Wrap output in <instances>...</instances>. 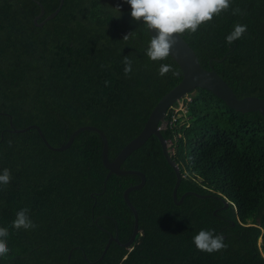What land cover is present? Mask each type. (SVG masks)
Wrapping results in <instances>:
<instances>
[{"label":"trees","instance_id":"1","mask_svg":"<svg viewBox=\"0 0 264 264\" xmlns=\"http://www.w3.org/2000/svg\"><path fill=\"white\" fill-rule=\"evenodd\" d=\"M59 1L0 0V174L11 172L10 183L0 186V227L9 231L10 250L0 264H67L71 250L69 264H264V118L202 88L186 104V122L173 121V105L161 126L182 175L177 200L188 194L175 203L176 173L150 136L121 165L146 176L129 193L140 233L130 247L113 240L100 258L110 236L130 239L134 215L123 192L140 177L112 173L104 186L108 170L96 131L83 130L56 151L35 128L12 129L36 124L60 146L76 129L96 126L113 160L182 71L171 56H146L150 33L131 17L126 0H65L54 18L34 23L38 2L41 22ZM237 7L242 15L232 14ZM236 24L247 32L229 45L225 38ZM182 37L239 98H264V0H232L228 11ZM125 56L132 60L128 75ZM161 63L177 75L160 76ZM23 208L34 229L12 227ZM202 229L222 234L227 248L197 250L193 237Z\"/></svg>","mask_w":264,"mask_h":264},{"label":"water","instance_id":"2","mask_svg":"<svg viewBox=\"0 0 264 264\" xmlns=\"http://www.w3.org/2000/svg\"><path fill=\"white\" fill-rule=\"evenodd\" d=\"M64 1L65 0H60L56 10L53 11L51 14H49L41 22H38V19L43 17V15L45 14V10L44 7L41 5V3L38 2L41 6V11L35 17L34 23L36 25L42 26L46 21L54 18L61 10ZM149 33L151 37L156 35V32L154 30L150 31ZM170 56L176 61V63L181 68L182 71L181 80L158 100L156 105L151 110L141 132L132 140H130L119 151V153L116 155V157L113 160H109L107 136L100 128L96 126L85 125L76 129L71 133L68 140L65 143L61 144L60 146L51 145L47 140V138L45 137L41 128L36 124H31L21 129L20 128L12 129V131L14 132H24L31 128H35L38 131L44 143L46 144V146L56 151H62L69 148L73 143L76 135L81 131L83 130L96 131L100 134L103 140L102 162L106 167V169L108 170L106 178L104 180V186L106 184V180L112 173L119 175L136 174L140 177L139 183L128 186L123 192L124 200L130 207L134 215V227L130 239L127 242L121 243L117 237L110 236L100 258H103L104 254L106 253L109 245L113 240L118 242L119 244H122L125 247H130L134 243L136 236L140 233V228L138 226L139 225L138 212L136 207L132 204V202L129 199V193L133 190L141 189L146 183V176L140 170L123 169L121 165L125 161V159L132 152H134L139 147H141L150 136L155 135L159 139L162 147L163 155L167 160V162L169 163V165L174 169L176 173V182L173 187V199L175 203L176 204L182 203L185 196L188 194V192L184 193L180 197V199L177 200V190L182 175L180 173L178 164L169 153L168 142L163 135L162 127H161L163 123H166V119H165L166 113L171 106H173L177 101L181 100L185 95L191 93L194 89L202 88L213 93L219 99L223 100L228 107L234 110H237L242 113L257 111L264 118V98L252 96V95L239 98L237 94L233 91V89L229 86V84L213 68L207 69L201 66L196 52L182 36L178 37V43L174 47ZM10 124L11 126H13L12 117H10ZM194 194L199 197H204V198L207 197V195H200L197 193ZM225 204H226L225 207H227L228 202ZM71 253L72 250L68 254L67 264L70 263Z\"/></svg>","mask_w":264,"mask_h":264},{"label":"clouds","instance_id":"3","mask_svg":"<svg viewBox=\"0 0 264 264\" xmlns=\"http://www.w3.org/2000/svg\"><path fill=\"white\" fill-rule=\"evenodd\" d=\"M131 6V17L135 21H141L144 31L149 33L155 31L146 49V56L151 61H164L172 53L178 43V37L185 32L194 34L202 24L209 23L215 16L220 15L230 9L232 0H126ZM119 11V7L115 8ZM233 15H242L241 9H232ZM119 17V16H118ZM117 17V18H118ZM247 32V25L236 24L234 30L226 36V42L231 45L234 41L241 39ZM133 32L124 36L129 39ZM124 73L128 75L132 72V60L128 56L123 59ZM160 76H165L169 72L175 76L177 73L171 64L161 63L158 69ZM107 85L108 82L105 81ZM11 181L9 169H3L0 174V186H7ZM12 227L19 230L34 229L36 225L30 218L29 209L23 208L16 213V219L12 222ZM9 231L5 227H0V257L8 254L9 247L7 237ZM193 243L197 250L209 254L225 250L222 234H215L214 230H200L193 237Z\"/></svg>","mask_w":264,"mask_h":264},{"label":"rangeland","instance_id":"4","mask_svg":"<svg viewBox=\"0 0 264 264\" xmlns=\"http://www.w3.org/2000/svg\"><path fill=\"white\" fill-rule=\"evenodd\" d=\"M195 92H191L187 95H185L181 100H179L177 103L174 104V108L173 110V114L175 111V119L179 120L180 125L183 124L184 122H186V113H187V107L186 104L188 101H190L191 99V95H193ZM163 127V126H162ZM164 128V127H163ZM261 243V239H259V244Z\"/></svg>","mask_w":264,"mask_h":264},{"label":"built area","instance_id":"5","mask_svg":"<svg viewBox=\"0 0 264 264\" xmlns=\"http://www.w3.org/2000/svg\"><path fill=\"white\" fill-rule=\"evenodd\" d=\"M174 114H175V111H174ZM174 118H175V115H173V121L176 120V119L174 120ZM172 123H173V122H172ZM174 152H175V150H174V149H171V154H174Z\"/></svg>","mask_w":264,"mask_h":264},{"label":"bare ground","instance_id":"6","mask_svg":"<svg viewBox=\"0 0 264 264\" xmlns=\"http://www.w3.org/2000/svg\"><path fill=\"white\" fill-rule=\"evenodd\" d=\"M177 102H178V101H177ZM177 102H176V103H177ZM166 140H167V139H166ZM167 142H168V140H167ZM168 146H169V142H168Z\"/></svg>","mask_w":264,"mask_h":264}]
</instances>
